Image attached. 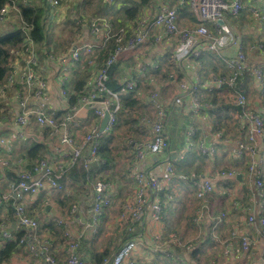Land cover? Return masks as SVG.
I'll use <instances>...</instances> for the list:
<instances>
[{
  "label": "built area",
  "instance_id": "built-area-1",
  "mask_svg": "<svg viewBox=\"0 0 264 264\" xmlns=\"http://www.w3.org/2000/svg\"><path fill=\"white\" fill-rule=\"evenodd\" d=\"M29 0H23L24 4ZM53 9L61 8L64 4H78L79 8L89 0H45ZM111 3L116 0H110ZM245 0H178L181 6H187L195 15L197 26L194 28H182L179 25V17L176 9L163 8L152 21L140 19L133 27V33L126 38V31L120 29L114 32L113 25L108 19H91V31L96 33L101 28L104 32L103 40L98 44L74 45L67 57L55 59L50 55V59L59 69V94L61 98H68V82L73 68L86 62L91 68H96L97 55L101 51L108 50L109 43L114 40L115 47L109 53L103 67L98 71L89 91L78 100L77 105L70 109L60 119L57 114L49 110V90L48 78L36 70L39 65L38 44L32 37L34 26L28 23L18 6V0H9V3L0 11V23L3 24L11 19L10 13L14 11L17 15L15 19L19 24V31L24 36L25 41L20 49L13 50L16 61L13 63V70L7 77V83L0 88V94L16 85H21L23 92H14L17 95L16 114L13 120L14 131L21 141L30 133L33 125L41 129L39 137H43V129L50 132L49 139L53 141V148L64 157L70 158V166L78 165L87 172V180L92 186L89 209L91 221L88 227L93 234L96 233L97 225L103 212L111 208L114 202V185L110 181L95 180L91 177V170L94 164H106L101 160L99 152L101 149V139L104 135L110 134L117 122L120 112L123 110L121 96L132 91L136 87V82L125 76L119 92H114L107 86L108 69L119 61L135 52L140 46H145L150 42L153 33L159 32L155 38L158 44L167 39L176 38L177 45L171 56V62L182 64L184 60L194 57L199 58L205 51L217 54L227 69L225 77H216L204 80L198 73L194 79L186 78L179 84V94L172 102L162 99L159 92L155 91L150 95V103L153 106L155 119L143 118V122L150 128L151 137L148 141L132 142L129 146L134 153V162L130 168V173L136 182V191L132 198L117 202L118 221L133 222L143 227H148L152 223H159L164 215L166 199L171 197L172 192H164V184L171 186L178 181L188 182L189 178L181 177L177 174L174 164L170 159H166V169L162 178L153 171H147V158L149 155L160 156L168 153L170 140L167 133V123L172 115L173 105H182L186 96L192 98V112L198 114L199 111L208 110L220 112L223 109L218 106L204 102L201 98L200 89L205 87L208 93L213 90L227 92L231 107L236 111L235 120L238 123V132L243 134V138H237L233 142L219 132L216 144H207L197 140L198 129L190 127L187 130L186 144L188 151H195L198 155L212 158L221 146L228 147L231 155L235 159L249 161L246 174L243 175L237 170L220 171L212 177H202L196 181V198L199 202L196 216L193 220L195 226L200 228V224L207 215L213 221V227L218 228L223 223H228L230 211L222 212L219 215H212L211 197L216 191L224 193L233 209L241 210V202L237 203L234 198L235 190L233 186L242 181V184L249 188L252 195L260 200H264V121L261 116L255 113L251 107L249 98L241 89L240 82L246 74H249L256 84L261 85L264 80L263 71L260 67L251 68L244 54L242 39L233 34L227 25L226 13L237 17L244 8ZM110 3V2H109ZM257 4L264 6V0H257ZM79 10V9H78ZM74 17L78 11H73ZM255 15H261V9L255 8ZM101 23V25H99ZM200 41H205L200 45ZM204 48H200V47ZM235 47L236 52L231 57H226L220 52L227 47ZM261 47V46H260ZM21 59V63L18 59ZM149 67H156L154 63H147L144 70ZM213 76V75H212ZM203 90V89H202ZM201 90V91H202ZM93 112L94 121H90L87 132L79 137L77 131L83 126L82 119L89 112ZM109 113V119L105 131L100 130L101 122L105 113ZM59 116V115H58ZM88 117V116H87ZM86 117V118H87ZM37 134V133H36ZM14 142L6 138H0V166L1 169H12L16 174V182H6L8 191L0 189V208L13 195L15 218L19 229L23 232L20 237V244L23 245L29 254L40 261V264H86L83 260L80 247L82 235L72 232L67 226V220L75 218L79 210V204L75 203L65 219H56L58 225H64L67 230L64 232L67 244V257L64 260L57 258L52 252V243L48 238L43 237L40 221L37 216H30L26 202L38 195L41 190L49 189L51 192H69L72 181L66 176L69 167L66 168L61 163H52L49 158L38 162L33 169H25L23 161L15 156ZM259 145L262 150L259 151ZM66 150H65V149ZM195 149V150H192ZM17 150V149H16ZM259 155L258 162L255 157ZM261 163L262 165H259ZM11 170V171H12ZM241 175L242 179H238ZM91 177V178H90ZM64 179V182H63ZM5 180L7 181L6 177ZM50 194V193H49ZM54 196V194H51ZM253 205L247 207L245 226L260 229L263 234L264 216H257ZM11 227L7 220L0 224V236L4 239H16L10 233ZM216 232V231H215ZM151 252L159 257L171 258L181 264H198L187 260L183 255L177 254L172 245L180 248L191 249V245L184 243L180 237L171 235L162 237L156 233L150 238ZM239 241V245L237 242ZM236 243V244H235ZM146 245L142 239L127 241L122 244L110 259H104L100 264H149L146 259H137V251ZM225 247L229 250V255L248 252L253 247V239L237 229L230 230L228 238L225 240ZM1 250V249H0ZM264 264V254L261 260ZM200 264V263H199Z\"/></svg>",
  "mask_w": 264,
  "mask_h": 264
},
{
  "label": "crops",
  "instance_id": "crops-1",
  "mask_svg": "<svg viewBox=\"0 0 264 264\" xmlns=\"http://www.w3.org/2000/svg\"><path fill=\"white\" fill-rule=\"evenodd\" d=\"M111 2L110 0L108 3ZM112 2L110 5L115 7ZM75 7H78V4H72ZM117 5L119 6L120 3L118 2ZM244 10L238 16L234 17L229 13H226L227 25L231 32L235 35H240V39L243 42V48L246 49L247 52V60L248 65L251 68L260 67L264 69V60L262 58V54H260L259 50L256 49L254 51H250L249 47L256 42H259V39L263 38L264 36V28L263 24L261 26L262 19L253 18L250 14V9L248 6H253L255 8H259V4H257V0H245L244 1ZM261 6V5H260ZM173 8L176 9L178 12L179 17V25L182 28H194L197 26V20L195 15L187 6H181L178 0H152L146 7L143 9L142 16L139 19H146L148 21H152V19L156 16L158 12L161 11L163 8ZM76 9V8H75ZM73 9V11L75 10ZM246 16L251 18L249 27L246 28L245 25H238L237 26V19L244 22ZM257 17V15H255ZM95 19H101L99 17ZM238 28V31H237ZM162 31H155L150 39V42L145 46H140L135 52L128 55L127 58L119 61L121 65L120 71H118L115 75V79L121 82L125 76L132 78L136 85H140L139 89V98L141 100V108L139 110H135L133 112H137L140 114L141 118L148 117L150 119H155L156 112L153 106L150 103V95L157 91L160 93L162 99L167 102H172L175 97L179 94V84L183 82L188 76L189 79H194L197 73H202L203 75L199 74L204 80H208L209 77L216 76V74L210 72L207 76L206 72H203V66L201 67L200 63L196 60L198 58L190 57L183 61L182 64L176 65V63L171 62V56L174 52V49L177 45L176 38L174 39H167L165 42L162 41L160 43L155 42V38L157 34ZM131 35V34H130ZM129 35V36H130ZM128 36V37H129ZM126 37V38H128ZM261 37V38H259ZM104 38V32L102 30L93 33L91 28L86 27L82 30L81 34H79L74 42V45H86V44H98ZM200 45L205 43V41H200ZM260 47V46H258ZM204 48V47H200ZM102 52V51H101ZM100 52V53H101ZM207 52V51H205ZM236 49L235 47H227L224 48L220 54L226 57H231L235 54ZM100 53L97 55L96 60V68L90 71L89 67L86 66L85 62L81 65L77 66V68H73V71L70 74V79L68 82V87L70 86L71 90L74 88L76 82L82 79V76H87L88 73H92V76L86 79L85 91H89L90 88L93 86L94 79L96 74L101 69L99 65ZM214 54V53H213ZM217 55V54H216ZM212 59L204 61L206 65H213L214 62L218 65V71L223 72V74H227V70L224 68L219 56L215 58V55H211ZM194 58V59H193ZM49 61L42 62L40 70L44 69L45 66L51 65L48 63ZM104 63L101 62V65ZM117 63V64H118ZM147 63H154L156 67H149L147 70H144V66ZM115 64V65H117ZM114 65V66H115ZM177 67V69H176ZM110 67L109 69H111ZM187 74V77L183 80H179V70ZM108 69V71H109ZM87 70V72H86ZM58 68L56 66H49V68L45 71H42V75L46 78L50 79V90H49V110L50 112L56 113L57 116L63 113V115L70 109L68 104V98H61L59 94V84L58 79L59 75L57 73ZM171 77V79L168 77ZM220 75V74H219ZM224 75V76H225ZM252 80V79H251ZM243 81V80H242ZM241 81V82H242ZM240 82V84H241ZM259 85V84H257ZM154 89L151 94L146 92V88ZM203 89V90H202ZM258 90L256 91L255 88H250L248 92V98L251 97L252 92L255 94V104L253 105L259 109H261L262 114L260 115L264 121L263 117V108H261L262 104L264 105V94H261L264 90V82L258 86ZM202 90V91H201ZM200 96L204 102L212 103V99L214 98L212 95H216V104L212 103L219 108H222V111L214 112L203 110L199 111L198 114H194L192 110V98L191 96H186L183 100L182 105H173L172 106V115L177 114L178 116L184 117L189 125H186L185 129L183 130V144L180 146L178 143L175 144V147L170 149L168 153L160 156L149 155L147 158V165L148 169L152 170L155 175L162 178L165 173V169L167 166L166 159H170V161L174 164L177 174L178 167H183L188 170V174L179 173L178 175L181 177L189 178L188 182L185 181H178L173 183L171 186H167L164 184V192L167 193L168 190L172 192L171 197L168 199H164L165 202V209L164 215L162 220L159 223H152L147 227L148 237L147 239L152 238V235L155 233L162 237H169L171 235H176L180 237V239L187 244L191 245V249L180 248L175 245L172 247L175 249L177 254L183 255L187 260L191 262H196L200 264H262L261 260L264 254V228L263 234L261 233L260 229L252 228L245 226V220L247 215V207L253 205L255 213L257 216H264V200H260L252 195L249 188L246 185L237 183L233 186L235 190L234 198L237 200V203L241 202V210L239 208L233 209L231 207L230 201L225 198L221 191H216L211 197V209L212 215L216 216L221 214L222 212L230 211V217L228 223H223L218 228L213 227V221L211 217L207 215L203 219L200 224V228H197L193 222L194 217L196 216L197 207L199 206V202L196 198L197 186L196 181L201 179L202 177H212L218 174L220 171H223L221 168L227 165L226 160L230 159V163L227 165L232 170L242 171V174L245 175L247 171V165L245 164L244 160L235 159L232 157L228 147L221 146L217 153L212 158H207L198 155L195 151H188V147L186 144V137H187V130L189 127H194L198 129L197 140H202L207 144H216L218 139L217 136L220 133H223L225 137L230 139L232 142L237 139L238 135V123L235 120L236 111L230 105V99L227 92H223V90H213L212 92L208 93L205 90V87L200 89ZM252 94V96L254 95ZM224 95V98L222 97ZM252 101V100H251ZM250 102V101H249ZM8 103H11L10 101ZM5 105V104H4ZM230 105V107H228ZM14 111L16 114V103H13ZM5 110L4 108H0V111ZM253 110V109H252ZM222 112V113H221ZM220 113V114H218ZM218 115H222L221 120L222 123L216 124V117ZM143 115V116H142ZM4 116V113L2 114ZM88 116V117H87ZM87 118L82 119V123H85L87 119L94 121V117L92 116V112L87 114ZM90 116V118H89ZM169 118L167 125L170 123L172 118ZM4 119V118H3ZM140 123L144 124L143 120ZM145 125V124H144ZM146 126V125H145ZM14 122H8L6 120L0 119V138H6L11 143L21 141L17 138L15 131L13 129ZM149 130V135L151 136L150 128L146 126ZM189 128V129H188ZM83 129H86L84 131ZM41 129L36 125H33L31 128V134L40 133ZM87 132V128H81L77 131L79 137L84 136ZM168 133V131H167ZM26 136V141L29 139H34L32 137ZM36 137V136H35ZM37 138V137H36ZM149 139V138H148ZM147 139V140H148ZM36 140V139H34ZM37 141V140H36ZM40 141L45 142L44 139ZM172 141V140H171ZM38 142V141H37ZM54 146V144H53ZM112 146V145H111ZM65 149V148H64ZM263 148L259 145L258 150L261 151ZM55 150V149H54ZM66 150V149H65ZM127 153V152H126ZM125 151H117L114 152L113 158L110 160V169L108 172V178L110 182L114 185V202L113 207L110 209V214L106 217L104 221V235L95 238V235L88 227V223L91 221V213L89 204L86 203V198L84 197V202L81 200L83 197L82 189L79 190L77 193V201L75 203L79 204V210L75 215V218H71V220H67V226H69L70 230L76 234L82 235L80 253L85 261L86 264H98L96 263V258L100 256V254L104 251V249L108 246L109 242L112 240L110 238L113 237L116 240V243L111 246V254L116 252L118 248L124 243V239L121 238L119 235L122 234V230L118 229V208L117 202H123L124 200H129L133 197L136 189V182L131 175V173H127L131 168L134 162V153L132 150V155L128 154L126 156ZM197 154V155H196ZM187 156H197V160L185 162ZM132 157V158H131ZM260 157V156H259ZM52 163H61L64 166H70V158L64 157L63 155L59 154L57 151L54 154H50L48 157ZM129 159H133L130 162ZM126 160H129L127 162ZM106 162V161H105ZM204 162H208L210 164V169L212 171H207L208 174L202 173L199 174L201 170H203ZM194 163V164H192ZM108 164V162H107ZM192 164V165H191ZM263 164V173H264V161ZM259 163V165H262ZM107 166V165H106ZM202 166L201 170L198 168ZM103 166L98 167L95 164V168L97 170L101 169ZM105 167V166H104ZM239 167V169H238ZM0 166V182L3 185L1 190L8 189L6 185V169H1ZM94 168V169H95ZM93 169V168H92ZM195 171V173L193 172ZM229 171V170H228ZM210 172V173H209ZM7 179V177H6ZM133 179V180H132ZM239 180L241 179L238 178ZM4 191V190H3ZM50 194H54V197H59L57 192H51ZM5 192V191H4ZM131 192V193H129ZM52 203L49 204V210L46 209V212L43 214L36 215L40 221L41 232L43 237L48 238L52 243V252L57 258L64 260L67 257V244L66 241L62 238L55 237L54 233L51 232V224L56 222V219H65L66 215H62L63 209L57 203V199H52ZM245 202V203H244ZM33 200L27 201L26 205L27 208L29 205H33ZM7 210L6 206L0 208V215L1 218L7 219ZM56 217V218H54ZM66 217V218H65ZM11 221L12 229L10 233L13 237H16L19 231V227L17 224V220L15 216L9 217ZM49 225V226H48ZM237 225V229L242 234H248L253 239V247L248 252H242L237 254H228L229 250L225 247V240L229 236L230 230L234 229ZM47 226V227H45ZM216 231V232H215ZM111 233V234H110ZM119 234V235H118ZM13 240V239H11ZM10 239H4L0 236V249L9 241ZM110 240V241H109ZM151 242V241H150ZM119 246L117 248V245ZM107 244V245H106ZM236 244V243H235ZM239 245V241L237 242ZM105 247V248H104ZM115 247V249H114ZM117 248V249H116ZM110 254V255H111ZM97 256V257H96ZM137 259H146L149 264H181L176 260L171 258H165L166 260H155V258H161L157 254H153L151 252V244L150 246H145L137 251ZM8 264H40V261L32 257L28 250L23 246L16 250V252L11 257Z\"/></svg>",
  "mask_w": 264,
  "mask_h": 264
},
{
  "label": "trees",
  "instance_id": "trees-1",
  "mask_svg": "<svg viewBox=\"0 0 264 264\" xmlns=\"http://www.w3.org/2000/svg\"><path fill=\"white\" fill-rule=\"evenodd\" d=\"M109 0H89L85 3L83 7H81L82 11L85 12V7H94L99 6L96 13H94V16L97 18H105L109 19V22L113 25L114 32H118L120 29H124L126 31V37H128L130 34L133 33V27L136 24L139 18L142 16L143 9L146 7L152 0H117L115 3V7L118 6L117 3L119 2L120 5L124 7V9L120 11H113V6L108 3ZM9 3V0H0V11ZM18 6L21 8L22 15L24 19L28 23H32L34 26V30L32 31V37L35 39L36 43L38 44V54H39V65L36 67V70L40 72V67L42 62L50 61V55H54L51 53V51L44 50L45 48V32H46V10L43 7V4H34L32 1H27L26 4H24L23 0H18ZM86 8V9H87ZM261 9V15H257V18L262 19L260 22L261 26L263 24L264 28V6L259 7ZM79 7H76V10H78ZM58 10V9H57ZM56 10V11H57ZM55 11V12H56ZM111 11L114 12L113 16L110 17ZM54 12V15H55ZM243 10L241 11V13ZM52 18V15H51ZM81 19V17H80ZM79 18L72 19L73 23L76 25H79L80 21ZM12 20V19H11ZM50 20V19H49ZM14 21V20H13ZM16 22V21H15ZM81 23V21H80ZM5 24V23H3ZM91 24V23H90ZM81 25V24H80ZM101 25V23H99ZM91 28V27H89ZM102 30V28L100 29ZM103 31V30H102ZM260 40V39H259ZM25 38L19 31L12 30L11 26L5 29H0V88L6 85L7 77L13 70V63L16 61V57L13 50L20 49L24 44ZM255 47L261 46L258 48L260 54H263L262 58L264 60V37L263 41L256 42L255 44H252ZM115 42L112 40L109 43L108 50H104L100 53V59H99V65L100 68L103 67V64L107 60V57L109 53L114 49ZM215 55V58H218L216 54H213L211 52H204L202 55L196 59L201 67L203 68V72L207 73V76L211 74L210 72L216 74L218 77H225L226 75L223 74V72L218 71V65L214 62L213 65H206L204 61L211 60L212 56ZM194 59V58H193ZM104 63L101 65V62ZM86 66L87 63L85 62ZM178 65V64H177ZM90 71L92 69L89 67ZM121 65L118 63L117 65L113 66L108 71V80H107V86L109 89H111L114 92H119L122 85L121 82L117 79H115V75L118 71H120ZM177 69V67H176ZM179 80H183L187 77V74L184 72H181V69L179 68ZM263 75H264V69L262 67ZM87 72V70H86ZM202 75V73H199ZM220 74V75H219ZM225 75V76H224ZM92 76V73H88L87 76H82V79L75 83L74 88L71 90L70 86L68 87V104L70 107L77 105L78 100L85 94V85H86V79ZM210 76V75H209ZM168 77L171 79V77L168 75ZM189 78V76L187 77ZM252 77L249 74H246L243 81L241 82L240 86L241 89L246 93L247 96L250 88H255L256 91L258 90V86L255 82L251 81ZM140 85H136L135 89L126 93L125 95L121 96V102L123 105V110L120 112L117 122L114 126L113 131L110 134L104 135L101 139V149L99 152V156L101 160L106 161V164H96L98 167L103 166L101 169L97 170L95 168V164L93 165V169L91 170V177H95V180H101L104 179L105 181H110V179L107 177L108 172L110 169V160L113 158L114 152L111 149V145L113 144L114 138H116L117 131L120 127H122L124 124H128L129 120L137 121L138 118L135 117V113L133 111L139 110L141 108V100L139 98V88ZM16 92H23L21 85H16L13 88H10L6 91L4 95L0 94V108L3 104L8 103L9 101H13L17 104V95L14 93ZM261 94H264V90ZM214 98L212 99V103L216 104V98H218L216 95H212ZM4 106V105H3ZM17 107V105H16ZM230 107V105H228ZM251 109L255 113L260 112V115L262 114L261 109L255 107L254 105L251 106ZM261 108H263L264 111V105L262 104ZM92 112V111H91ZM89 112V114L91 113ZM126 112L128 113L127 116H125ZM222 113V112H221ZM8 112L6 111V115ZM63 114V113H61ZM220 114V113H218ZM216 117V124L222 123L223 120H221L222 115H218ZM2 116L0 113V119L5 118V116ZM93 115V112H92ZM62 115L57 116L58 119H60ZM264 117V113H263ZM90 118V116H89ZM92 121L91 118L87 119L85 121V124H83L82 128H85L86 125L89 124V122ZM44 135L41 137V140L44 139L45 142L42 141H36L34 139H29V141L22 140L17 141L13 143L15 151L18 153V157L23 161L24 165L23 167L25 169H33L34 166L42 161L47 159L50 154H54L55 150L53 148V141L49 139L50 131L48 129H43ZM131 132V131H130ZM39 137V134H36ZM243 134L237 135V138H243ZM17 149V150H16ZM197 155V154H196ZM197 156H187L185 162H190L197 160ZM108 162V164H107ZM244 162L246 165H248L249 161L247 159H244ZM194 164V163H192ZM191 164V165H192ZM107 165V166H106ZM105 166V167H104ZM68 168V167H67ZM95 168V169H94ZM200 167L198 168V170ZM12 170V169H11ZM6 169V177L7 182H16V174L13 173V170ZM177 171L179 173L188 174V170L183 167H178ZM227 171V170H225ZM130 173V172H129ZM178 173V174H179ZM180 175V174H179ZM66 176L69 177L72 181V184L69 186V192L63 191L59 192V197L56 198V196H52L49 194V189L41 190L38 195L35 197H32L31 200H33V205H29L27 208L28 214L30 216H36L39 214H43L46 212V207L51 204L52 199H57V203L60 206L63 211L61 212L62 215H66V217L69 215L70 210L72 209V206L77 201V192L82 189L83 196L87 197V199L90 198L92 189L90 187L89 181L87 180V172L79 167L78 165L74 167H69V170L66 173ZM90 177V178H91ZM64 182V179H63ZM8 183H6L7 185ZM165 197H163V202ZM83 201V199H81ZM167 201V200H166ZM14 198L13 195L9 200L5 203L7 212V219L1 218L0 215V224L7 220V223H9V227H11V221L9 217L15 216V207H14ZM165 203V202H164ZM245 203V202H244ZM113 207V206H112ZM111 207V208H112ZM108 208L103 212V215L101 216L99 223L97 225V230L95 235V238H99L104 235V221L106 220V217L108 214H110V209ZM65 217V218H66ZM56 218V217H54ZM195 218V217H194ZM60 219V218H59ZM118 229L122 230V234H118L121 238L124 239V243L127 241L132 240H139L142 239L143 243L146 246H150V239H147L148 232L146 231L147 228L141 226L140 224H135L133 222H117ZM49 226V225H48ZM47 227V226H45ZM67 230V227L64 225H58L57 222H53L51 224V232L54 233L55 237L62 238L65 240L64 232ZM23 232L19 229L18 234L16 236V239L9 241L6 243L0 250V264H8L13 254L16 252V250L20 247V237H22ZM116 243V240L112 239L108 246L104 249V251L100 254V256H96V263L100 264L104 259L110 256L111 254V246ZM123 243V244H124ZM155 260H158L157 262H160V260H166L164 258H155Z\"/></svg>",
  "mask_w": 264,
  "mask_h": 264
},
{
  "label": "rangeland",
  "instance_id": "rangeland-1",
  "mask_svg": "<svg viewBox=\"0 0 264 264\" xmlns=\"http://www.w3.org/2000/svg\"><path fill=\"white\" fill-rule=\"evenodd\" d=\"M30 1H32L34 4H43L44 9L46 10V19H47L46 21H48V22L46 23V28L47 29H46V32H45V36L46 37H45V41H44L45 42L44 50L45 51L46 50L51 51V53L54 54L53 57L56 60L60 59V58H63V57H67L69 55L72 47L74 46V42H75L77 36L79 34H81V32H82V30L84 28H86L88 26L91 27L93 25V23L90 24V20L96 18L94 16V13H96V11L99 8V6H94V7H89V8H87V6H86L85 9H84L85 12L82 11V9L79 8V10H77L78 11V15L76 17H74L73 16L74 15L73 9H75L76 7L74 5H72V4L71 5L64 4L61 8H58V10L56 11V9H53L52 6L45 0H30ZM116 2H117V0L114 2L113 5H115ZM248 7H249V9L251 11L250 15L253 18H257V17H255V13H254L255 12V7H253V6H248ZM258 7H261V6L259 5ZM244 8H245V6H244ZM244 8H243V10H244ZM122 9H124V7H122V6L113 7V11H120ZM113 11H111L110 17L113 16V14H114ZM54 12H55V15H54ZM16 15L17 14L14 11H11L10 16H11L12 20L11 19L8 20L7 22H5V24H1L0 23V29L2 30V29H5L6 27L9 28L10 26H11L12 30L19 29L20 26H19V24L17 23V21L15 19ZM51 15H52V18H51ZM80 17H81V19H80ZM76 18H79L80 21H81V23H80V21H78L79 25H76L72 21V19H76ZM250 21H251V18L248 17V16H246L244 22H242V21L237 19V26L238 25H245V27L248 28L249 24H250ZM259 22H260V20H259ZM237 31H238V28H237ZM238 36L240 37V35H238ZM259 38H261V37H259ZM259 41L260 42L263 41V38H261V40H259ZM258 48H259L258 46L255 47L254 45H250V47H249L250 51H254V50L258 49ZM244 54H245V57L247 58L246 49L244 50ZM260 56H263V54L260 55ZM18 60L21 63V59L19 58ZM48 63L51 64L49 66H52V68H53V66H56L55 63L52 62L51 60ZM49 66H47V67L49 68ZM58 71H59V69H58ZM213 78H215V77L214 76L209 77V79H213ZM251 81L255 82L253 79ZM263 82H264V80H263ZM153 90L154 89H152L150 87L146 88V92L148 94H151L153 92ZM252 94H254V93L252 92ZM252 94H251V97L249 98L251 106H253V103L255 104V102H256L255 101V99H256L255 94L253 96H252ZM222 97L224 98V95ZM10 102L11 103H5V105L3 104L4 106L2 105V108H4L5 110L0 111V113L1 114L4 113V115H6V111H7L8 114L5 116L4 119H1V120H6L8 122H11V121L14 120L15 111H14L13 101H10ZM134 113H135V117L138 118V120L137 121H133L131 119V120H129L128 124H124L122 127H120L118 129L116 138H114L113 144L111 146V149L113 150V152L116 153L117 151H121V152L125 151V153L127 152L126 156L128 154H130V152H131V154H130V156H131L132 155V148L129 145L132 142L148 141L150 139L151 136L149 135L148 128L144 124L140 123V121L142 120L140 114L137 113V112H134ZM127 114L128 113L126 112L125 116H127ZM171 118L172 119H171L170 123L167 125V131H168V136H169V140H170V146L172 145V148H174L176 143H178L180 146H182L183 140H184V138H183V130L185 129L186 125H189V124H187L188 121L184 117L178 116L177 114H174ZM83 130L86 131V129H83ZM200 141H202V140H200ZM166 155L167 154H165V157H166ZM15 156L18 158V153L16 151H15ZM129 160H130V162H132L133 159H129ZM129 160H126V161L129 162ZM226 162H227L226 164L228 165L230 163V159L229 160L227 159ZM227 165H225V167H222L221 169L223 171L232 170ZM147 167H148V165H147ZM201 167L202 166H200L199 170L202 169ZM209 167H210V164L208 162H206V163L204 162L203 170H201L199 172V174H202L204 172H205V174H208L207 171H212V169H210ZM238 169H239V167H238ZM147 171L151 172L152 170H149L147 168ZM129 172H130V169H129V171L127 173H129ZM193 172L195 173V171H193ZM239 172L242 173V171H239ZM94 176L92 178L95 179ZM101 180H104V179H101ZM90 187L92 189L91 184H90ZM2 188H3V185L0 182V189H2ZM3 190L5 192L8 191V189H5V188ZM129 193H131V192H129ZM84 197L85 196H83L82 199H84ZM52 202L53 201H51V203ZM83 202H84V200H83ZM86 203L90 204V198L89 199L86 198ZM110 238L114 239L111 236H110ZM118 246H119V243L117 245V248H118ZM114 249H115V247H114ZM113 254H111L106 259H110L113 256Z\"/></svg>",
  "mask_w": 264,
  "mask_h": 264
},
{
  "label": "water",
  "instance_id": "water-1",
  "mask_svg": "<svg viewBox=\"0 0 264 264\" xmlns=\"http://www.w3.org/2000/svg\"><path fill=\"white\" fill-rule=\"evenodd\" d=\"M108 119H109V113L106 112L105 116H104V118H103V120L101 122V125H100V130H101L102 133L105 131V128H106L107 123H108ZM28 137H32V138L36 139L37 141H39V138L38 137L36 138L35 135H28ZM258 159H259V155H257L255 157L256 162H258ZM238 178L241 179V175H238ZM49 208H50V206L46 207L47 210H49Z\"/></svg>",
  "mask_w": 264,
  "mask_h": 264
}]
</instances>
